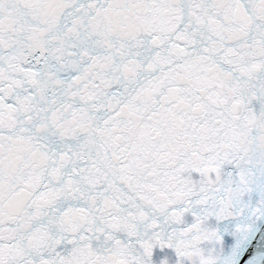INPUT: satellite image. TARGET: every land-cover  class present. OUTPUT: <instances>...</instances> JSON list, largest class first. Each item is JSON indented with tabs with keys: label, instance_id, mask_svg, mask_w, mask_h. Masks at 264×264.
<instances>
[{
	"label": "snow or ice",
	"instance_id": "obj_1",
	"mask_svg": "<svg viewBox=\"0 0 264 264\" xmlns=\"http://www.w3.org/2000/svg\"><path fill=\"white\" fill-rule=\"evenodd\" d=\"M0 264H264V0H0Z\"/></svg>",
	"mask_w": 264,
	"mask_h": 264
}]
</instances>
